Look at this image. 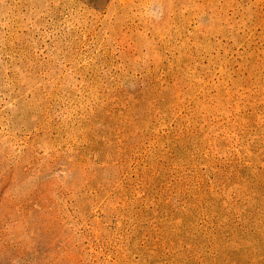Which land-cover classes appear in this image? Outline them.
<instances>
[{
    "label": "rangeland",
    "instance_id": "374dc122",
    "mask_svg": "<svg viewBox=\"0 0 264 264\" xmlns=\"http://www.w3.org/2000/svg\"><path fill=\"white\" fill-rule=\"evenodd\" d=\"M0 264H264V0H0Z\"/></svg>",
    "mask_w": 264,
    "mask_h": 264
}]
</instances>
